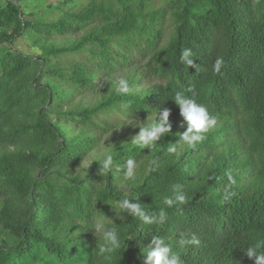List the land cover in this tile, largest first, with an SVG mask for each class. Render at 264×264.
<instances>
[{
    "label": "trees",
    "instance_id": "16d2710c",
    "mask_svg": "<svg viewBox=\"0 0 264 264\" xmlns=\"http://www.w3.org/2000/svg\"><path fill=\"white\" fill-rule=\"evenodd\" d=\"M20 1L0 0V264H142L152 236L175 246L181 233L199 240L176 249L184 264H253L243 250L264 239V0H167L159 9H148L149 0H60L33 20ZM167 20L171 34L160 45ZM20 38L39 54L15 48ZM185 48L199 72L179 62ZM217 57L224 66L214 74ZM119 74L131 95L104 81ZM189 88L217 124L195 149L173 155L166 149L187 125L170 98L192 96ZM87 93L91 104L71 102ZM164 108L171 132L161 147L134 149L139 130L124 132L120 122ZM116 115L123 119L109 123ZM108 133L101 148L117 164H138L129 190H121L124 169L104 177L93 162L75 172ZM226 173L235 180L227 200ZM176 184L189 202L166 208ZM135 195L149 211L164 208L167 222L116 220L112 208ZM102 214L120 223L122 238L137 234L111 259L97 255L99 238L88 231Z\"/></svg>",
    "mask_w": 264,
    "mask_h": 264
},
{
    "label": "clouds",
    "instance_id": "9594fccd",
    "mask_svg": "<svg viewBox=\"0 0 264 264\" xmlns=\"http://www.w3.org/2000/svg\"><path fill=\"white\" fill-rule=\"evenodd\" d=\"M193 52L189 48H185L179 57L181 65L196 68L199 72L200 67L193 63ZM224 66V60L222 57H217L213 66L212 72L219 74ZM111 83L114 92L120 96H126L132 94V88L130 86L129 79L124 74L115 76L111 81L104 80ZM104 81L98 85L103 87ZM192 93V96H188L184 91L177 90L170 98L176 106L179 108V114L186 122V130L179 134V139L176 143H171L167 147V152L170 154H177L180 150L195 149L197 145L202 143L206 139L207 133L213 129L217 124V119L211 116L207 108L198 103L195 96V92L192 88L188 89ZM154 114H150L143 122L126 118V122L122 123L119 127L130 124L133 127H138L139 131L132 136L130 144L134 149L141 151L147 148L149 151L161 147L157 142L164 136L170 134L171 124L169 122L170 109L164 108L163 110H153ZM105 144V143H104ZM93 162H97L98 175L107 177L113 171L119 172L120 169H124L122 173L123 181L125 182L121 190H129L132 185L137 182V169L138 164L135 159L129 158L122 164H117L113 152L107 147L94 151L88 161L87 167L89 168ZM157 162L155 159L149 161V170H157ZM229 185L225 187L224 199H230L234 193L230 191L232 184H235L231 173H226ZM137 195L126 196L117 202L116 208L112 210L115 213V219L123 223L126 217H131L139 220L144 226L161 225L163 226L167 220L168 215L164 208H161L159 212L149 211L145 205L135 202ZM189 202L188 194L182 184H176L173 186L172 194L163 198V204L166 208L179 209L183 205ZM104 219H98L88 229L92 231L95 240L99 238V245L97 255L111 259L116 254L121 252V249L126 245V241L135 240L136 233H131L122 238L121 232L114 219L107 218L102 214ZM105 219L108 223H105ZM192 244H199V240L193 236L188 238L187 233H181L179 238L175 242V246L166 241L164 237L152 236L148 245L141 248L142 264H184V261L180 253L176 249H184ZM244 254L249 260L253 261V264H264V239L257 240L254 244L247 246L243 250Z\"/></svg>",
    "mask_w": 264,
    "mask_h": 264
},
{
    "label": "rangeland",
    "instance_id": "374dc122",
    "mask_svg": "<svg viewBox=\"0 0 264 264\" xmlns=\"http://www.w3.org/2000/svg\"><path fill=\"white\" fill-rule=\"evenodd\" d=\"M60 0H21L19 2L20 6H22V8L24 9V12H25V18L27 20H33V19H36L40 14V11L45 9L46 6L48 5H54L56 4L57 2H59ZM167 0H149V5H148V9H159L161 7L164 6V3L166 2ZM46 16V15H45ZM53 16H58V13L57 12H53L52 13V18ZM51 18V17H50ZM19 20V18H18ZM171 21L167 20L165 23H163L162 25V37H161V42H160V45H163L167 39L169 38L170 34H171ZM15 29V28H14ZM82 34L81 31H79L78 33H76V37L77 36H80ZM67 39V37H56L54 39V42L55 43H59V42H63V40ZM29 42L28 41H25L23 39H17L16 42H15V45L14 47L17 48L19 51L21 52H24L26 54H32V55H38L39 54V51L37 50H32L30 49L29 47ZM2 52H0V59H1V55ZM0 63H1V60H0ZM142 63H140L139 65L137 66H141ZM81 101L82 103H88V104H91L93 100H95L94 97H92L91 95L89 96V94H85L83 95L81 98H73L72 99V103H75V102H78V101ZM100 118H102L101 116H99ZM115 118H118V119H121L122 117H120L119 115H116V116H111V117H108V122H113ZM123 119V118H122ZM133 120V122H135L136 120L135 119H131ZM140 122H143L144 120H139ZM126 122V119L122 120L120 122V124ZM122 128L126 129L124 132H128V131H132V130H139L138 127H133L132 125L130 124H125L122 126ZM112 136V134L110 135V133L106 134L101 140H100V143H99V146L96 148L95 151L97 150H100L102 149L101 147H103L104 143H105V139H106V142L109 144L110 143V137ZM91 156V155H90ZM90 156L89 158L86 157V159H83L81 164H80V167L78 170H76L75 172H77L78 174L80 175H84L85 173V170L87 168V164H88V161L90 159ZM100 219V218H98ZM97 219V220H98ZM9 243H11V241L9 240ZM40 257L42 260H47L49 259L48 257L45 256V252L42 250L41 251V254H40ZM52 259V258H51Z\"/></svg>",
    "mask_w": 264,
    "mask_h": 264
}]
</instances>
